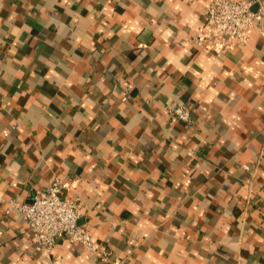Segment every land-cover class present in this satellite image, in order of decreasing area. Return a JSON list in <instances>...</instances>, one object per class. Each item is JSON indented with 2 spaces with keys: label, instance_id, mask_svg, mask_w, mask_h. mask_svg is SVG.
Wrapping results in <instances>:
<instances>
[{
  "label": "crops",
  "instance_id": "0c3cea01",
  "mask_svg": "<svg viewBox=\"0 0 264 264\" xmlns=\"http://www.w3.org/2000/svg\"><path fill=\"white\" fill-rule=\"evenodd\" d=\"M210 2L0 0V264H264V10L216 55ZM54 178L106 259L9 209Z\"/></svg>",
  "mask_w": 264,
  "mask_h": 264
},
{
  "label": "built area",
  "instance_id": "2783aa9c",
  "mask_svg": "<svg viewBox=\"0 0 264 264\" xmlns=\"http://www.w3.org/2000/svg\"><path fill=\"white\" fill-rule=\"evenodd\" d=\"M256 8L263 12L264 0H211L205 21L193 42L216 55L246 47L258 14ZM168 111L180 121L192 119V109L186 105H171ZM68 186L63 179L54 178L47 188L35 192L30 202L12 200L9 209L21 215L32 237L45 252H53L60 239H68L106 259L107 253L98 248L89 230L79 224L81 199L66 196Z\"/></svg>",
  "mask_w": 264,
  "mask_h": 264
}]
</instances>
